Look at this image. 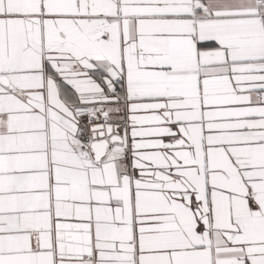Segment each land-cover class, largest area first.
Listing matches in <instances>:
<instances>
[{
    "label": "snow or ice",
    "instance_id": "snow-or-ice-1",
    "mask_svg": "<svg viewBox=\"0 0 264 264\" xmlns=\"http://www.w3.org/2000/svg\"><path fill=\"white\" fill-rule=\"evenodd\" d=\"M0 264H264V0H0Z\"/></svg>",
    "mask_w": 264,
    "mask_h": 264
}]
</instances>
